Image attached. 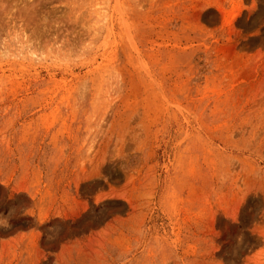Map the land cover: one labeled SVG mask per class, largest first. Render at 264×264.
Here are the masks:
<instances>
[{
	"label": "rangeland",
	"instance_id": "rangeland-1",
	"mask_svg": "<svg viewBox=\"0 0 264 264\" xmlns=\"http://www.w3.org/2000/svg\"><path fill=\"white\" fill-rule=\"evenodd\" d=\"M0 264H264V0H0Z\"/></svg>",
	"mask_w": 264,
	"mask_h": 264
}]
</instances>
